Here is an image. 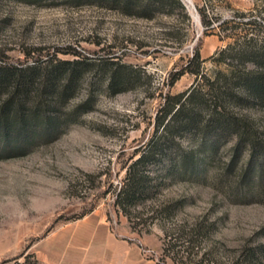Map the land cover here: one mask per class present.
<instances>
[{
	"label": "rangeland",
	"instance_id": "rangeland-1",
	"mask_svg": "<svg viewBox=\"0 0 264 264\" xmlns=\"http://www.w3.org/2000/svg\"><path fill=\"white\" fill-rule=\"evenodd\" d=\"M181 1L188 20L176 10L135 17L100 6V0H0V63L103 58L131 66L133 86L111 95L107 66L90 68L70 98L39 107L55 116L49 134L38 131L26 146L0 151V264L24 259L28 264L31 256L37 264H79L83 250L90 258H105L106 227L151 264H264V109L259 106H226L249 126L246 145L232 163V137L220 138L208 154V145L197 144L198 126L174 130L176 136L164 144L170 159H157L151 169L175 161L179 152L200 160L207 155L197 173L165 176L155 197L129 217L113 205L134 149L153 133L162 97L195 83L185 72L169 84L193 49L209 78L223 69L209 57L231 42L226 33L246 32L258 44L264 40V0ZM196 7L205 9L212 22L208 29ZM234 12L245 14L243 22L215 26L214 18L226 20ZM249 141L255 142L254 159L244 170ZM7 154L12 156L3 157ZM196 220L202 225L198 233L179 227ZM257 247L255 255L246 254Z\"/></svg>",
	"mask_w": 264,
	"mask_h": 264
},
{
	"label": "trees",
	"instance_id": "trees-1",
	"mask_svg": "<svg viewBox=\"0 0 264 264\" xmlns=\"http://www.w3.org/2000/svg\"><path fill=\"white\" fill-rule=\"evenodd\" d=\"M98 4L145 19L176 10L181 19L188 20L181 0H100ZM196 12L201 24L208 29L212 22L206 20L205 9L196 7ZM244 16L242 12H234L226 20L214 18L215 26L230 24L231 28V24L243 22ZM225 37L230 38L231 42L209 57L215 64L223 65V69L216 70L212 77H205L201 73L202 59L195 47L181 70L171 78L169 84L187 72L195 76V83L184 91L172 95L166 93L162 97L152 135L142 146L134 149L133 160L124 168V175L114 190L113 205L125 217H129L131 210L155 197L165 176L174 172L193 175L199 170L202 158H206L207 155H202L200 160L194 153L187 156L179 152L175 154V161L156 170L151 169V164L157 159H170V151L166 153L164 144L176 136L177 133L172 131L190 130L198 126L197 144L208 145V154L212 153L213 146L220 138L232 137L231 163L242 146L246 145L248 135L245 130L249 129L246 119L241 113L228 111L226 106L256 105L264 109V40L258 44L246 32L241 35L226 33ZM101 64L107 66L106 89L109 94L133 87L130 84L131 66L103 58L93 61L79 56L73 59H49L43 65L37 61L24 65L0 63V151L18 150L26 146L38 131H43L42 135L49 134L55 116L40 112L39 107L53 106L70 98L83 72ZM77 109L78 105L74 110ZM248 146L244 170H249L252 165L255 142L249 141ZM9 156L12 155L3 157ZM179 227L187 229L190 235L202 231L199 220L188 225L180 224ZM258 249H248L246 254L253 256ZM31 257L28 264H37L36 259ZM26 260L15 264H26ZM186 262L203 264L198 261Z\"/></svg>",
	"mask_w": 264,
	"mask_h": 264
},
{
	"label": "crops",
	"instance_id": "crops-1",
	"mask_svg": "<svg viewBox=\"0 0 264 264\" xmlns=\"http://www.w3.org/2000/svg\"><path fill=\"white\" fill-rule=\"evenodd\" d=\"M105 243L109 248V255L88 257L86 251H82L79 264H151V260L142 258L133 244L117 239L106 227Z\"/></svg>",
	"mask_w": 264,
	"mask_h": 264
},
{
	"label": "bare ground",
	"instance_id": "bare-ground-1",
	"mask_svg": "<svg viewBox=\"0 0 264 264\" xmlns=\"http://www.w3.org/2000/svg\"><path fill=\"white\" fill-rule=\"evenodd\" d=\"M189 3V2H188Z\"/></svg>",
	"mask_w": 264,
	"mask_h": 264
}]
</instances>
